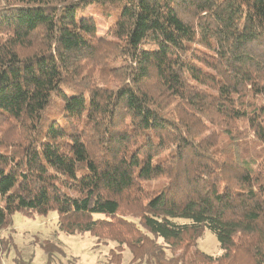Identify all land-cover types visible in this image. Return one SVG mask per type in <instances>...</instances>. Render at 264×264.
I'll return each mask as SVG.
<instances>
[{"label":"trees","instance_id":"16d2710c","mask_svg":"<svg viewBox=\"0 0 264 264\" xmlns=\"http://www.w3.org/2000/svg\"><path fill=\"white\" fill-rule=\"evenodd\" d=\"M51 212L108 264H264V0H0V231Z\"/></svg>","mask_w":264,"mask_h":264},{"label":"rangeland","instance_id":"374dc122","mask_svg":"<svg viewBox=\"0 0 264 264\" xmlns=\"http://www.w3.org/2000/svg\"><path fill=\"white\" fill-rule=\"evenodd\" d=\"M85 13L86 16L94 19L97 35L106 37L109 26L113 22V9L106 5L102 7L93 5L88 7ZM54 108L51 111H54ZM9 235L14 238L21 257L16 261V255L12 250L4 255L3 264H108L109 252L117 247L114 243L98 244L90 234L67 235L59 232L56 212H51L47 216H36L35 219L16 213L13 216L12 227L0 231V237ZM46 240L51 243L49 245L52 252L50 261H47L48 258L40 245ZM198 248L211 256H219L222 253L216 236L209 230H206L198 241ZM121 264H131L129 250L124 252Z\"/></svg>","mask_w":264,"mask_h":264}]
</instances>
